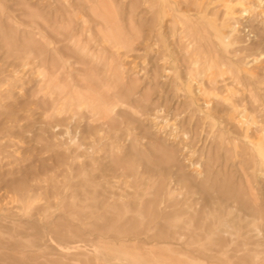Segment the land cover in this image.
<instances>
[{"label":"rangeland","instance_id":"374dc122","mask_svg":"<svg viewBox=\"0 0 264 264\" xmlns=\"http://www.w3.org/2000/svg\"><path fill=\"white\" fill-rule=\"evenodd\" d=\"M0 264H264V0H0Z\"/></svg>","mask_w":264,"mask_h":264},{"label":"bare ground","instance_id":"6f19581e","mask_svg":"<svg viewBox=\"0 0 264 264\" xmlns=\"http://www.w3.org/2000/svg\"><path fill=\"white\" fill-rule=\"evenodd\" d=\"M197 43V42H196ZM193 44V43H192ZM185 47V46H184ZM198 47V46H197ZM182 48V47H181ZM189 48H192V47H189ZM195 49V48H194ZM182 51V50H181ZM189 52V51H188ZM203 52V51H202ZM205 56V55H204ZM182 58V57H181ZM185 90V89H184Z\"/></svg>","mask_w":264,"mask_h":264}]
</instances>
